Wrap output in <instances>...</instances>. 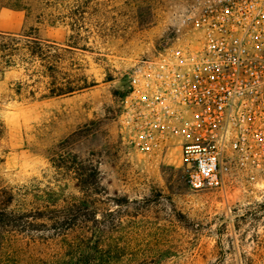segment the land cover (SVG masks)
Segmentation results:
<instances>
[{
  "label": "rangeland",
  "instance_id": "374dc122",
  "mask_svg": "<svg viewBox=\"0 0 264 264\" xmlns=\"http://www.w3.org/2000/svg\"><path fill=\"white\" fill-rule=\"evenodd\" d=\"M203 1L0 0V32L34 28L69 47L63 71L88 83L39 99L43 79L32 84L22 67L0 73V205L30 213L81 197L71 170L79 161L100 185L95 214L67 238L15 214L0 228V264H57L80 236L83 264H264V163L230 150L224 188L195 191L177 121L162 133L126 124L134 80L167 48L191 44ZM19 83L36 98L17 94Z\"/></svg>",
  "mask_w": 264,
  "mask_h": 264
},
{
  "label": "built area",
  "instance_id": "2783aa9c",
  "mask_svg": "<svg viewBox=\"0 0 264 264\" xmlns=\"http://www.w3.org/2000/svg\"><path fill=\"white\" fill-rule=\"evenodd\" d=\"M191 44L167 48L133 82L126 124L186 138L181 163L192 190H222L221 164L264 163V0H205Z\"/></svg>",
  "mask_w": 264,
  "mask_h": 264
},
{
  "label": "trees",
  "instance_id": "16d2710c",
  "mask_svg": "<svg viewBox=\"0 0 264 264\" xmlns=\"http://www.w3.org/2000/svg\"><path fill=\"white\" fill-rule=\"evenodd\" d=\"M70 53L71 50L67 46L61 47L52 41L38 38L34 28L20 33L0 32V73L22 67L30 71L28 76L32 79V84L43 79L41 82L44 84V92L40 94L39 99L69 96L88 87L86 79L81 80L80 77L71 76L63 71L62 64L66 61V55ZM16 89L19 95L25 92L31 100L36 98L34 90L28 88L24 90L20 83ZM0 133H2L1 123ZM71 170L81 197L67 201L62 206H57L53 199L51 203H46L41 208L37 207L30 213L19 212L17 214L8 210L7 205H0V228H8L13 220L17 222L18 218L13 217L17 214L20 219L32 218V222L43 220L59 238H67L69 232L81 229L82 223L86 221L85 214L94 215L96 212L91 194L94 192L96 194L95 190L100 186L98 171L96 168L87 169L80 161L79 166H71ZM93 220L96 221L94 217ZM83 238L80 236L77 242H68L66 246L68 253L64 257H58L56 263L83 264Z\"/></svg>",
  "mask_w": 264,
  "mask_h": 264
}]
</instances>
